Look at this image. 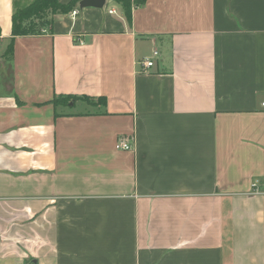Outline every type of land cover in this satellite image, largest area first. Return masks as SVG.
Listing matches in <instances>:
<instances>
[{
	"label": "crops",
	"instance_id": "1",
	"mask_svg": "<svg viewBox=\"0 0 264 264\" xmlns=\"http://www.w3.org/2000/svg\"><path fill=\"white\" fill-rule=\"evenodd\" d=\"M73 9L0 0V264H264V0Z\"/></svg>",
	"mask_w": 264,
	"mask_h": 264
},
{
	"label": "trees",
	"instance_id": "2",
	"mask_svg": "<svg viewBox=\"0 0 264 264\" xmlns=\"http://www.w3.org/2000/svg\"><path fill=\"white\" fill-rule=\"evenodd\" d=\"M80 0H69L62 3L60 0H13V12L11 16V33L13 36L36 35L48 29L52 24V16L55 13H67L75 7ZM119 2L127 18L130 17L131 0H115ZM143 0H134L141 3ZM71 95L54 96L53 104L64 105L69 101L76 100ZM83 99H91L86 96ZM104 103V98H99Z\"/></svg>",
	"mask_w": 264,
	"mask_h": 264
},
{
	"label": "built area",
	"instance_id": "3",
	"mask_svg": "<svg viewBox=\"0 0 264 264\" xmlns=\"http://www.w3.org/2000/svg\"><path fill=\"white\" fill-rule=\"evenodd\" d=\"M78 10L72 9L70 11L69 16L74 19L75 15L77 14ZM110 13L114 12V10H109ZM158 56V51L157 50H153L152 55L143 58L142 60L139 61L140 64V68L143 71L148 70L150 67H152L154 65V58ZM262 105L264 106V102L262 103ZM115 148L116 149H123V150H127L131 148V144L129 143V141L125 138V137H118L115 143ZM254 185V184H253Z\"/></svg>",
	"mask_w": 264,
	"mask_h": 264
},
{
	"label": "water",
	"instance_id": "4",
	"mask_svg": "<svg viewBox=\"0 0 264 264\" xmlns=\"http://www.w3.org/2000/svg\"><path fill=\"white\" fill-rule=\"evenodd\" d=\"M104 3V0H80L78 5L80 8L84 7H101Z\"/></svg>",
	"mask_w": 264,
	"mask_h": 264
},
{
	"label": "rangeland",
	"instance_id": "5",
	"mask_svg": "<svg viewBox=\"0 0 264 264\" xmlns=\"http://www.w3.org/2000/svg\"><path fill=\"white\" fill-rule=\"evenodd\" d=\"M91 100H93V99H91ZM80 106H81V105H77L76 109H79V108H80Z\"/></svg>",
	"mask_w": 264,
	"mask_h": 264
}]
</instances>
